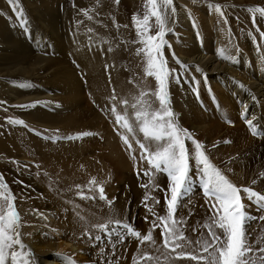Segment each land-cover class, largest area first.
Returning <instances> with one entry per match:
<instances>
[{
    "label": "bare ground",
    "instance_id": "bare-ground-1",
    "mask_svg": "<svg viewBox=\"0 0 264 264\" xmlns=\"http://www.w3.org/2000/svg\"><path fill=\"white\" fill-rule=\"evenodd\" d=\"M67 2L69 1L20 0L30 28L28 35H31L30 37L38 46L36 52L23 39L24 33L16 27L17 22L11 14L12 11L10 12L11 6L7 0H0V60L2 61L0 64L5 67H0V91L5 92L10 102L29 101L38 98L39 93H34L32 90L23 91L19 83L11 86L8 78L12 75L27 77L28 80L46 77L51 87L58 89V96L56 95V99L49 104L54 109L33 113V116H37L36 120L42 124H51L53 127L59 124L61 128L73 127L78 130L105 127L106 136L103 144L105 149L101 147L102 151L107 150L105 153L98 154V151H101L97 144L101 142L97 139L98 137L76 139L75 148L77 150L85 148L83 155L84 153L88 155L86 159L100 158L108 165V172L110 171L108 181L111 182L106 190L109 196L114 195L118 188L121 191H127L129 186L135 200L131 212L138 216L141 228L139 231L147 232L148 222L141 219L145 208L144 205L141 207L138 205L142 199V192L133 172L134 163L120 151L118 146L120 141L113 137L109 127L111 125L103 120L110 117L114 124V118L106 115L109 105L107 98L112 94V89H115L119 98L128 99L130 102H134L131 98L133 92L124 91V86L120 83V80L125 78L115 61L117 56L115 51H108L111 42L109 44L107 37L98 32H89L88 29L85 30L86 32L80 31L82 33L74 35L67 32L66 22L59 20V12L65 10ZM144 4L145 0L135 1L130 10L138 12V5L143 8ZM174 4L177 9L176 23L171 25L173 31L168 33L165 39L172 45V50L179 59L188 67L187 69L177 67L185 79L180 85L174 84L171 87L172 96L175 92V99L171 98L172 109L178 116L179 124L190 130L195 139L205 145L212 162L237 185L249 186L251 180L264 171V137L251 135L241 118V113L247 107L249 113L256 117V123L264 125V47L257 51L260 37L253 27V14L247 9L256 6L264 7V0H174ZM215 4L224 6L223 11L227 16L228 25L223 23L214 8H210V5ZM231 11L252 27L251 36H247L245 30L235 32L237 23L234 21L233 26ZM263 22L264 19L261 23ZM229 25L231 36L228 34ZM260 30L264 31V24ZM174 36L179 39V42H175ZM125 40L130 43L129 39ZM221 48L227 50L226 55L235 56L236 62L221 59L218 56ZM165 53L171 56V51L167 48ZM106 65L109 66L107 70ZM197 67L201 70L200 72L196 70ZM205 74L206 84L203 82ZM109 75L111 83H109ZM193 77L201 81L198 85L199 96L194 94L192 84L185 82ZM93 99L101 107L99 113L94 105L89 103L94 101ZM131 111L129 109L130 113ZM229 120L232 121L231 124L228 123ZM74 134L77 133L72 135ZM138 135L142 138V134ZM225 140L231 142L224 143ZM187 143L191 147V143ZM213 145L217 146L212 147ZM228 168L232 171L228 172ZM192 173L191 190L184 200L188 202V198H191L195 203L201 202L202 206L199 207H203L206 198L201 188V174L194 161ZM0 174H2L1 171ZM163 180L168 184L167 176H163ZM254 187L264 193V180H260ZM245 203L247 204L248 201ZM160 207L164 211L165 203L161 202ZM50 208L52 209L50 205L45 206L42 212L47 216L45 224L48 222L59 228L46 229L41 222V228L34 229L27 239L22 233L23 242L34 252L35 264H69L68 256H71L72 260H81L86 264H119V262L133 264L138 241L127 235L123 229H118L107 241L100 242L99 247H96V244L89 245L88 242L81 243L72 238L70 231L64 230L57 224L60 220L55 219V214ZM206 210L209 214V210ZM247 210L251 217L248 221L249 229L257 223L262 212L257 211L254 205ZM201 215H204L203 209ZM203 217L201 218L204 219ZM129 223L135 227L133 221ZM259 223V227L264 229V220L259 219ZM154 235L158 234L155 232ZM121 236H123V242L119 239ZM105 244H112L114 248L109 246L107 252H103L102 246ZM110 251L117 256L107 258L106 254ZM177 264H195V262L178 261Z\"/></svg>",
    "mask_w": 264,
    "mask_h": 264
},
{
    "label": "snow or ice",
    "instance_id": "snow-or-ice-1",
    "mask_svg": "<svg viewBox=\"0 0 264 264\" xmlns=\"http://www.w3.org/2000/svg\"><path fill=\"white\" fill-rule=\"evenodd\" d=\"M97 2L99 3V0ZM7 3L11 6L20 27L24 28L27 33V20L20 0H7ZM116 3H119V0H116ZM223 7L219 4L210 5V8H214L219 14L223 23L228 25ZM144 9L142 18L138 14H133L132 21L136 28L137 40L132 42L142 45L136 49V55H143L145 76L154 77L157 84L156 90L155 92L142 90L139 96L133 98L134 102H130L128 99L119 98L115 89H112V94L107 98L109 105L106 115L114 118V130L126 145V150L134 162L133 167L137 178L140 179L141 176L149 178L148 183L142 184L141 187L145 189L156 187L152 177L157 172L164 173L168 177L169 187L165 189L164 197L166 213L158 214L154 206L160 201L146 194L142 203L153 217L146 233L142 234L114 213L109 215L106 222L94 224L92 227L109 237L114 235L118 229H123L127 235L135 238L138 241V255L133 258V264H177L178 261L188 260L195 264H264V235L254 240L250 238L248 221L251 217L247 210L254 205L257 211L264 213V193L254 187L260 180H264V171L260 172L257 178L252 179L249 186L237 185L212 162L205 145L195 139L190 130L179 124L178 116L171 106L170 86L172 83L180 85L185 78L176 68L168 66V58L164 54L167 48L171 51L172 60L178 66L187 69L188 65L179 59L172 50V45L165 39V36L173 31L171 25L176 23L177 9L174 0H145ZM247 11L253 14V27L260 37V43H257L259 52L260 48L264 47V31H261L256 23L255 14L259 13L260 18L264 19V7H250ZM113 23L115 24V21ZM193 23L195 26L194 21ZM91 31L89 29V32ZM228 34L232 35L230 25ZM108 51L112 49L109 48ZM226 51L221 48L218 56L235 63V56L226 55ZM105 67L107 70L109 66ZM196 70L201 71L198 67ZM185 82L191 83L194 94L199 96L198 85L201 81L193 77ZM203 82L205 84L207 82L206 74L203 76ZM109 83H111L110 75ZM150 96H154L158 101V107L153 106L154 102L148 99ZM6 103V101H0V106ZM38 103L39 101L17 105V107H35ZM129 109L132 110L131 113ZM4 110L7 111V108ZM241 118L252 136L264 137V125L256 123V117L249 113L247 107L241 113ZM8 123L24 125L23 120L11 118H8ZM228 123L231 124L232 121L229 120ZM30 131L38 136L42 135L34 129ZM138 134H142V138ZM89 135L92 133L81 132L75 137L49 136L43 138L72 140L82 139ZM133 142L140 150L139 158L133 148ZM187 142L191 143V148ZM230 142L224 141V143ZM193 161L201 174V188L206 198L209 215L203 223L197 221L196 225L190 228V236L186 234L189 231L188 218L179 216L178 213L183 206L184 198L191 190ZM144 162L147 163L148 168L141 171L140 164ZM227 171L231 172L232 169L228 168ZM89 185L95 186V190L99 193L98 197L86 194L80 185H76L79 189L76 193L77 197L87 201L99 199L105 201L111 208L114 200L107 198L103 185L99 184L95 178L89 181ZM92 191L93 188L88 187V192ZM16 201L17 196L12 192L3 174H0V264H35L33 250L22 240V215ZM149 201L153 203L150 204ZM245 201L248 203L246 204ZM32 211L41 219L47 220V216L39 209ZM191 215L192 213L189 212L188 216ZM77 216L84 220L79 213ZM147 219L148 217H145V220ZM258 219L264 220V215L259 216ZM157 229L160 230L159 242L154 236ZM83 235L97 241L101 239L99 235L93 236L87 229ZM193 236L195 239L192 238ZM119 239L123 242V236ZM145 245L147 247H144ZM67 259L69 264H76L71 256Z\"/></svg>",
    "mask_w": 264,
    "mask_h": 264
},
{
    "label": "rangeland",
    "instance_id": "rangeland-1",
    "mask_svg": "<svg viewBox=\"0 0 264 264\" xmlns=\"http://www.w3.org/2000/svg\"><path fill=\"white\" fill-rule=\"evenodd\" d=\"M68 1L69 2H67L65 10L59 12V20H62L64 23L66 22L67 32L74 35L77 33L86 32L85 30L87 29V31L91 29L92 33L98 32L103 34L105 37H107L106 39L109 40V44L111 42L110 48L112 49V52L115 51V55H117L115 56V61L119 66L120 72H122L125 78L120 80V83L124 86V91H132L133 94L131 98L136 97V95L139 96L142 90H150L151 92H155L157 84L154 77H146L144 73L145 63L143 55H136V49L138 47H141L142 45L132 42L137 40L136 28L134 27L132 21L133 14H138V16L142 18V14L145 10L144 7L140 8V5H138V12L132 9L130 10L132 3L139 0H119V3H116V0H99V3L97 2V0ZM138 8H136V10H138ZM11 11L12 9L10 10V12ZM65 11L67 12L65 13ZM85 12H87V15H85ZM11 14L17 22L16 27L25 35H23V39L29 45H31L32 49L37 52L38 46L36 45L35 40L30 37V34L28 35V32L30 31L29 24H27L28 31L26 33L24 28L20 27V24L18 23L13 11L11 12ZM231 15L233 16V26L235 23L234 21H236L237 23V31L235 30V32L245 30L246 35L251 36L250 33H252V27L242 19H237V17L240 18V16L235 12L231 11ZM255 15L256 23L260 28H262L264 22H261L263 21V19L260 18L259 13ZM89 16H91L92 18L89 19ZM113 21H115V24L113 23ZM116 25H119L121 27L117 28ZM124 25H127V27H123ZM123 29L124 35H126V37H124L123 35ZM120 30L121 34H119ZM26 37L28 38V40ZM33 37L37 40L34 35ZM174 37L175 42H179V39L176 36ZM126 38L129 39L130 43L126 42ZM164 54L168 58V66L170 68L177 69L178 65L172 60L171 56L165 53V50ZM0 62L2 61L0 60ZM0 67L5 68L2 64H0ZM42 78L43 77H38V80H36V78L28 80L27 77L21 78L15 75H12L8 78L10 82L9 85L13 86L16 83H19L20 86L25 85L21 86V89H23V91L32 90L34 93L38 92L41 96L29 101L20 103L10 102V100L6 98L5 92L0 91V101L7 102L6 105L0 106V171L9 184L12 192L17 196V207L22 215L23 226L21 228V231L25 239L29 237L34 229L41 228L42 223L44 224L46 229L59 228L55 227V224H49L48 222L47 224H45V220L41 219L36 213L32 211L33 209H39L40 212H43L45 210V206L49 205L50 207H52V209H50L51 212L55 214V219L60 220V223L57 224L64 230L70 231L73 239L81 243L88 242L89 245L96 244V247H99L100 242L107 241L109 236H105L103 232H99L97 229L93 228L92 225L106 222L109 215L113 213L119 217H122L123 220L128 223L129 221H133V225H135V227H133L138 230L141 229L139 226L138 216L134 213L132 214L131 212L133 208V202L135 200L130 193L129 186V191H121V189L118 188L115 193L117 195L114 194L112 196H109V192L106 190V187H108L109 183L111 182L108 181V178H110V171L108 172V165L105 164L102 159L93 157H89V159H86L88 155H86L85 153L83 155L85 148L82 150H77L75 148L77 146V144L75 143L76 139L51 140L43 138L49 136L67 137L76 135H72L73 133L90 132L92 133V135L86 137H98L97 139L101 141L97 143L98 146L105 149V146L103 144L105 141L106 133L104 129L105 127L91 129L85 128L78 130L74 129L73 127L61 128L59 124H55L53 127V125L51 124H42L41 122H39V120H36L37 116H33V113L44 112L45 110L48 111V109L50 111L54 109V107L52 106V108L49 104L51 101L56 99V95L58 96V89H55V87L53 86L51 87V85L49 84L50 81H47L48 78ZM129 81H131V83ZM174 84L175 83H172L170 86V93L171 87H173ZM51 94L53 96H51ZM172 94L173 92L171 93V98L174 97L175 99V92L174 96H172ZM148 99H151L154 102V107L159 106L158 101L155 100L154 96H150L148 97ZM93 100L95 101V99ZM37 101H39V103L38 105L36 104L35 107H17V105L31 104ZM171 102H173L172 99ZM89 103L90 105H94V108L98 113L100 112L101 107L98 108L96 102L93 103V101H90ZM4 108H7V111H5ZM8 118H11L13 120H23L24 125L10 124L8 123ZM103 120L111 125L109 127L111 129L113 137L117 138V140L120 141V145H118L120 151L126 156L127 159L133 162V160L130 158L129 152L126 150V145H124L120 135H118L114 130V124L111 118L106 117ZM30 129H34L42 133V135L38 136L33 131H30ZM83 138L85 140V137ZM98 146L96 145L97 148H99ZM102 148L100 149L101 151H98V154H100L101 152L105 153L107 151H102ZM133 148L136 150L137 158H139V148L136 147L134 143ZM13 161H15V163ZM147 168L148 165L146 162L140 164L141 171ZM133 172L135 174V177H137L136 171L134 170ZM163 176H166V174L157 172L152 177L153 183L156 187H150L148 189L141 187V185L147 184L149 178L145 176H141L140 179L137 178L138 187L142 192V199L138 202V205L140 207L144 205L142 201L146 194L155 197L160 201V203L164 202L165 189L169 187V182L168 184L165 183L163 180ZM92 178H95L99 184L103 185L107 198L109 200H114L111 208L108 207L105 201H100L99 199L95 201H87L81 200L77 197L76 193L77 191H79V189L76 188V185H80L86 192V194L96 195L98 197L99 193L95 190V186L89 185V181L92 180ZM21 181L23 182L22 184L20 183ZM88 187L93 188V191L88 192ZM188 199V202L187 200H184V206L179 209L178 214L179 216L188 218L189 231L186 234L191 236L190 228L192 226H195L197 221L203 223L207 219L209 214L206 210L208 209V205L206 204V202H203V207H199L202 206L201 202L195 203L193 199ZM149 203L151 204L153 202L149 201ZM160 203L154 206V210L158 214L164 215L166 213V208H164L163 211V209L160 207ZM77 205H79V207H77ZM201 208L203 209L204 215H201ZM46 209L48 210L49 208ZM189 212L192 213L190 217L188 216ZM77 213H79L80 216H83L84 220H81L77 216ZM261 215H264V213H262ZM202 216H204L205 218L203 217L204 219H202ZM145 217H148V219L145 220ZM152 218V215L145 208L144 212L141 214V219L145 222H148L149 228ZM259 224V219H257V223L248 229L249 236L253 240L256 237L261 236L262 234L264 235V229L260 228ZM86 229L93 236L99 235L101 239L97 241L84 236L83 234ZM155 232L158 235L154 236L157 242H159L160 230L157 229ZM261 232L263 233L260 234ZM143 233L146 232L143 231L142 234ZM192 238L195 239V236H193ZM109 246H112V244L103 245V252H107V247ZM112 247L114 248V246ZM112 255L113 254L111 251L106 254L107 258H109V256L110 258L117 256V254H114L113 256ZM137 255L138 247L134 253V256ZM74 261L76 262V264H86L81 262V260H78L79 262L76 260Z\"/></svg>",
    "mask_w": 264,
    "mask_h": 264
}]
</instances>
